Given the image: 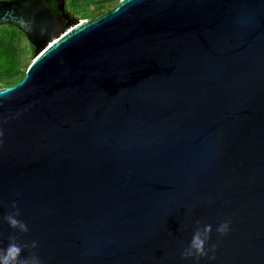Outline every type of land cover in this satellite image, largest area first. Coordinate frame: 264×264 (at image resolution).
I'll return each mask as SVG.
<instances>
[{
	"label": "water",
	"instance_id": "water-1",
	"mask_svg": "<svg viewBox=\"0 0 264 264\" xmlns=\"http://www.w3.org/2000/svg\"><path fill=\"white\" fill-rule=\"evenodd\" d=\"M0 88V247L43 264H264V0H120ZM55 42V43H54ZM29 230L11 228L12 212ZM230 220V231L216 226ZM211 225L215 260L181 258Z\"/></svg>",
	"mask_w": 264,
	"mask_h": 264
},
{
	"label": "clouds",
	"instance_id": "clouds-1",
	"mask_svg": "<svg viewBox=\"0 0 264 264\" xmlns=\"http://www.w3.org/2000/svg\"><path fill=\"white\" fill-rule=\"evenodd\" d=\"M11 207L13 211L3 217L4 221L13 229L27 232L29 230L28 225L19 218V208L16 206L15 201H12ZM195 224L196 227L191 234L188 244L181 252V258L199 260V258L207 257L208 261H214L216 246H208L212 226L208 224L200 226L199 221H196ZM230 225V220H223L216 226V232L220 235H225L230 231ZM29 246L32 249L37 248V241L33 240L30 245L21 246L16 242L14 237H10L7 245L0 247V264H43L42 259L35 252L30 256L23 255L24 248Z\"/></svg>",
	"mask_w": 264,
	"mask_h": 264
},
{
	"label": "flooded vegetation",
	"instance_id": "flooded-vegetation-1",
	"mask_svg": "<svg viewBox=\"0 0 264 264\" xmlns=\"http://www.w3.org/2000/svg\"><path fill=\"white\" fill-rule=\"evenodd\" d=\"M93 1L101 4L116 2L115 4L117 5L120 0H0V4L7 6L9 14L17 15L19 18L35 13L46 15L49 22L47 23L46 21L49 32L46 35L42 34L35 38L39 44H42L45 40L50 41L57 34H61L63 30H67L73 25L88 19V17L81 18L79 15L85 11V8H89ZM5 25L20 31L26 37L34 52V45L22 30L12 24L6 23Z\"/></svg>",
	"mask_w": 264,
	"mask_h": 264
},
{
	"label": "rangeland",
	"instance_id": "rangeland-1",
	"mask_svg": "<svg viewBox=\"0 0 264 264\" xmlns=\"http://www.w3.org/2000/svg\"><path fill=\"white\" fill-rule=\"evenodd\" d=\"M115 3L93 1L79 16L96 17L115 7ZM32 53V47L20 31L9 25H0V88L12 85L23 77L33 59Z\"/></svg>",
	"mask_w": 264,
	"mask_h": 264
},
{
	"label": "snow or ice",
	"instance_id": "snow-or-ice-1",
	"mask_svg": "<svg viewBox=\"0 0 264 264\" xmlns=\"http://www.w3.org/2000/svg\"><path fill=\"white\" fill-rule=\"evenodd\" d=\"M55 43V42H54Z\"/></svg>",
	"mask_w": 264,
	"mask_h": 264
}]
</instances>
